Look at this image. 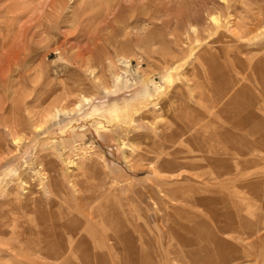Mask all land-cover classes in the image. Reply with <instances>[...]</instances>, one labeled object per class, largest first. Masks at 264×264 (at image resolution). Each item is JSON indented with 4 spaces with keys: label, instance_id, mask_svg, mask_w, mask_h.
I'll list each match as a JSON object with an SVG mask.
<instances>
[{
    "label": "rangeland",
    "instance_id": "1",
    "mask_svg": "<svg viewBox=\"0 0 264 264\" xmlns=\"http://www.w3.org/2000/svg\"><path fill=\"white\" fill-rule=\"evenodd\" d=\"M0 264H264V0H0Z\"/></svg>",
    "mask_w": 264,
    "mask_h": 264
},
{
    "label": "bare ground",
    "instance_id": "2",
    "mask_svg": "<svg viewBox=\"0 0 264 264\" xmlns=\"http://www.w3.org/2000/svg\"><path fill=\"white\" fill-rule=\"evenodd\" d=\"M213 20L216 22L217 21V19H215V18H213ZM87 101V100H86Z\"/></svg>",
    "mask_w": 264,
    "mask_h": 264
}]
</instances>
